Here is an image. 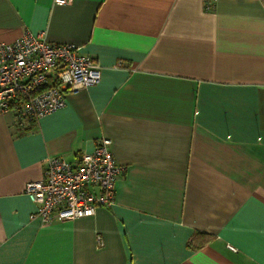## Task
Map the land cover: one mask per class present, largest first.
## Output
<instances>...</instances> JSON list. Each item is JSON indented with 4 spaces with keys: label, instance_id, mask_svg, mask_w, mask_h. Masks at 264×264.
Returning a JSON list of instances; mask_svg holds the SVG:
<instances>
[{
    "label": "crops",
    "instance_id": "1",
    "mask_svg": "<svg viewBox=\"0 0 264 264\" xmlns=\"http://www.w3.org/2000/svg\"><path fill=\"white\" fill-rule=\"evenodd\" d=\"M26 31L100 81L36 122L0 113V264H264V0H0V41ZM100 137L114 204L31 219L46 159Z\"/></svg>",
    "mask_w": 264,
    "mask_h": 264
},
{
    "label": "built area",
    "instance_id": "2",
    "mask_svg": "<svg viewBox=\"0 0 264 264\" xmlns=\"http://www.w3.org/2000/svg\"><path fill=\"white\" fill-rule=\"evenodd\" d=\"M53 3L66 5L71 0ZM79 50L75 44L49 41L44 32L26 31L14 41H0V113H11L18 123L36 122L61 109L66 93L97 84L100 66ZM123 170L107 137L96 139L93 149L82 152L74 162L48 157L43 178L28 181L24 187L35 204L30 218L46 224L91 216L97 206L111 207ZM97 240L101 242L100 237Z\"/></svg>",
    "mask_w": 264,
    "mask_h": 264
},
{
    "label": "trees",
    "instance_id": "3",
    "mask_svg": "<svg viewBox=\"0 0 264 264\" xmlns=\"http://www.w3.org/2000/svg\"><path fill=\"white\" fill-rule=\"evenodd\" d=\"M18 122V121H17Z\"/></svg>",
    "mask_w": 264,
    "mask_h": 264
}]
</instances>
